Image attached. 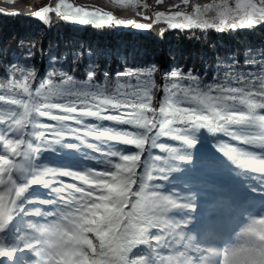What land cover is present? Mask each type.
<instances>
[{
    "label": "snow or ice",
    "instance_id": "6c2138e0",
    "mask_svg": "<svg viewBox=\"0 0 264 264\" xmlns=\"http://www.w3.org/2000/svg\"><path fill=\"white\" fill-rule=\"evenodd\" d=\"M115 3L149 19L144 0ZM212 10L211 22L201 19ZM49 13L80 25L153 27L67 0L30 14L47 23ZM0 14L20 15L2 7ZM154 19L170 29H252L264 26V0H236L234 7L214 0L196 4L192 14L157 11ZM157 71L155 64L129 68L115 73L111 87L109 72L99 74L100 82L91 66L83 79L63 68L38 79L35 67L7 66L0 76V264H17L25 250L35 254L36 264H264V219L261 227L253 221L245 229V245L217 249L188 230L194 196L164 194L162 184L154 183L189 159L182 149L195 145L200 129L259 149L216 145L241 174H262L254 176L264 183V114L258 111L264 110V51L245 56L243 68L226 65L223 79L212 83L176 68L157 84ZM57 145L76 151L87 145L82 158L92 166L77 171L40 165L43 151ZM34 185L47 189L49 198H28ZM174 210L184 215L177 219L170 215ZM14 221L20 223L9 236Z\"/></svg>",
    "mask_w": 264,
    "mask_h": 264
},
{
    "label": "trees",
    "instance_id": "16d2710c",
    "mask_svg": "<svg viewBox=\"0 0 264 264\" xmlns=\"http://www.w3.org/2000/svg\"><path fill=\"white\" fill-rule=\"evenodd\" d=\"M212 1L193 0L188 5L181 3L178 6L191 9L192 2L202 6ZM94 2L98 3V0ZM146 3L149 8L144 9V13L149 19L132 12H113L119 19L153 24L149 30L113 25H80L64 21L55 13H50L48 25L33 15L0 14V76L10 63H18L35 67L38 79L47 71L61 68L77 79H83L91 66L97 72L96 79L100 82H103V77L99 74L108 71L110 86L115 87V73L155 64L158 69L154 76L157 84L162 82V73L176 68L185 74L193 72L203 83H212L214 79H223L226 65L232 64L235 69L243 68L245 56H259L264 51V26L223 32L215 29L180 30L166 27L162 32L165 26L155 21L154 16L160 10L170 11L166 6L167 0H162L160 4H156L155 0H146ZM126 79L121 77L122 82ZM160 98L157 95L154 99ZM258 111L264 114V110ZM163 141L171 142L167 138H163ZM225 141L237 147L260 151L222 134L214 135L206 129H200L196 133L195 145L182 149L189 159L178 161L176 167L179 170L171 173L167 180L154 183L162 184L161 191L164 194L177 192L194 196V205L207 190L218 191L224 186L223 182L217 180L225 181L230 177H236L247 187L263 193L264 183L254 176L262 174H241L240 169L218 150L217 143ZM84 151H88L87 145L81 151L57 145L43 151L38 157V163L79 171L93 164V161L82 158ZM64 180L70 182V179ZM170 215L179 219L184 213L174 210ZM143 248L140 246L135 252L138 254Z\"/></svg>",
    "mask_w": 264,
    "mask_h": 264
},
{
    "label": "rangeland",
    "instance_id": "374dc122",
    "mask_svg": "<svg viewBox=\"0 0 264 264\" xmlns=\"http://www.w3.org/2000/svg\"><path fill=\"white\" fill-rule=\"evenodd\" d=\"M14 1V0H13ZM90 2L93 4H97L94 0H79ZM193 1V0H189ZM59 0H34L33 6L29 10H20L22 13L29 14L28 16H32L30 13L36 10H39L42 7L52 5L55 6ZM68 3L72 4V0H67ZM146 2V0H144ZM214 0L211 2L213 3ZM218 4L220 0H215ZM236 0H229L230 6H235ZM98 3L103 6L101 11L108 12L112 14L114 17L116 16L113 12L114 10H118L120 12H132L136 14V8L130 7H121L119 4L115 3V0H98ZM182 2L181 0H167L166 6L170 9V11H164L165 14H169L170 12L181 10L185 11L188 7L185 8H174L173 5H180ZM191 9L189 8L186 11L188 14H192L196 4L193 3ZM210 4V3H207ZM206 5V4H205ZM19 6V3L16 4ZM204 5H202L203 7ZM19 10V9H18ZM144 11V10H143ZM50 17V13H49ZM216 17V11L212 10L207 12L206 14L201 16V19L209 20V22ZM162 23L165 27L162 30L168 28V24L166 21H157ZM50 23V22H49ZM49 23H46L47 25ZM167 27V28H166ZM61 179H70L67 177ZM217 182H222L217 180ZM224 183L222 188H219L218 192L216 193L215 189H209L201 196L196 204V208L199 206L201 210H193L191 212V223L187 226L188 230L191 235L195 236L198 241H202L205 245H209L215 247L217 249H224V248H238L240 246L245 245L248 237L244 235V231L249 225L253 224V221H256V227H261L259 225V221L264 219V193H259L257 191L248 188L244 185L241 181H239L236 177H230ZM47 189L42 188L39 185H34L31 189L25 194L28 198H39V199H48ZM37 207L40 208H47V205H39L36 204ZM212 212L215 214L212 218L215 217L214 225L210 227H205L204 225L202 228L200 227V223L203 222V219L206 213ZM239 219V220H238ZM19 221H14L9 228V236L13 235V231L16 229L17 224ZM205 227V228H204ZM228 231H235L240 234L239 238L236 240L227 239L225 234ZM222 239V240H219ZM35 254H33L29 250L23 251L22 254L18 256V262L20 259L27 261V264H36V259L34 258Z\"/></svg>",
    "mask_w": 264,
    "mask_h": 264
},
{
    "label": "flooded vegetation",
    "instance_id": "af4514ba",
    "mask_svg": "<svg viewBox=\"0 0 264 264\" xmlns=\"http://www.w3.org/2000/svg\"><path fill=\"white\" fill-rule=\"evenodd\" d=\"M42 1V0H41ZM72 4L74 7H83L86 10L92 11L95 9H101L103 6L99 3L93 4L90 2H85V1H79V0H72ZM19 3V6H16V4ZM34 0H14L11 3H6V2H1L0 1V7L5 8V9H19V10H29L31 9V6H33ZM105 9V8H103ZM105 12V10L103 11Z\"/></svg>",
    "mask_w": 264,
    "mask_h": 264
},
{
    "label": "bare ground",
    "instance_id": "6f19581e",
    "mask_svg": "<svg viewBox=\"0 0 264 264\" xmlns=\"http://www.w3.org/2000/svg\"><path fill=\"white\" fill-rule=\"evenodd\" d=\"M196 210H197V211H198V210H201V208L198 206V207L196 208ZM206 215H207V217L205 216L204 219H203V222L200 223V227H201V228H202L203 225H204L205 227H210V226H212V225L215 224V223H214L215 217L212 218L213 216H215V214L209 211V213H206ZM209 218H210V219H209ZM205 227H204V228H205ZM239 236H240V234L237 233V232H235V231H228V232H227V235H226L227 239L229 238V239H233V240H235V239L237 240V239L239 238ZM33 254H34V253H33ZM34 256H35V255H34ZM34 258H36V257H34ZM0 259H3V258H0ZM215 259H216V260H219L220 257H215ZM17 261H18V260H17Z\"/></svg>",
    "mask_w": 264,
    "mask_h": 264
},
{
    "label": "water",
    "instance_id": "95a60500",
    "mask_svg": "<svg viewBox=\"0 0 264 264\" xmlns=\"http://www.w3.org/2000/svg\"><path fill=\"white\" fill-rule=\"evenodd\" d=\"M1 2H4V0H0ZM6 3H11V2H6ZM9 12H19L20 15H16V16H28L29 14H25V13H22L20 10L18 9H7ZM10 16H13V15H10ZM50 22V17H49V21L47 23Z\"/></svg>",
    "mask_w": 264,
    "mask_h": 264
}]
</instances>
